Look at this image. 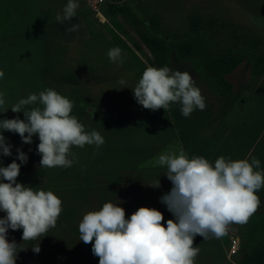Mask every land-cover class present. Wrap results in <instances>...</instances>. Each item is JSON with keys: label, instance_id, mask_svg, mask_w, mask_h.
<instances>
[{"label": "rangeland", "instance_id": "374dc122", "mask_svg": "<svg viewBox=\"0 0 264 264\" xmlns=\"http://www.w3.org/2000/svg\"><path fill=\"white\" fill-rule=\"evenodd\" d=\"M67 2L0 0V70L4 72L0 92L5 94L4 108H8L0 112V119L25 120L23 112L14 113L10 107L29 94L52 88L73 101L71 114L87 131L96 130L105 140L99 149L95 145L73 146L71 167L47 168L40 166L38 136L25 144L18 134L3 132L6 142L12 145V154L0 155V166L15 160L21 165L17 183L52 191L63 207L56 226L44 237L23 241L22 229L8 230L9 242L14 240L18 246L16 264H99L92 244L79 239L78 226L85 213L99 210L106 202L123 207L126 218L135 207L156 209L154 189L151 197H144L145 186L139 187L126 208L124 198L116 196L120 187L114 171L127 167L123 157L128 146L133 153L139 149V126L147 116L159 121L163 113L169 116L170 112L177 139L181 142L191 138L197 149L217 131L214 137L217 141L221 135L225 157L256 158L264 170V72L259 74L264 68V0H78L76 16L59 22L56 16ZM73 25H78L77 30L69 32L67 29ZM147 27L167 45L160 60L141 39ZM190 40L193 49L183 58L179 47ZM255 40L259 42L252 45ZM116 46L122 49V64L110 62L107 56ZM225 57L236 63L226 74L222 73L226 64L221 60ZM148 66L189 72L205 97L206 108L195 110L187 118L178 103L166 111L143 108L132 89ZM121 79L126 83L121 85ZM35 106L39 105L27 107ZM226 116L236 135L241 136L238 121L252 126L251 133L236 145L235 133L222 127ZM17 149L27 154L26 163L17 159ZM172 149L171 144L165 145L161 153L178 154L179 150ZM139 160L132 156L133 164ZM257 195L261 204L248 222L232 224L226 235L216 237L225 255L231 237L240 238L239 254L231 258L230 264H241L245 255L264 241V188ZM4 216L0 212V218ZM37 245L38 254L32 250Z\"/></svg>", "mask_w": 264, "mask_h": 264}, {"label": "clouds", "instance_id": "9594fccd", "mask_svg": "<svg viewBox=\"0 0 264 264\" xmlns=\"http://www.w3.org/2000/svg\"><path fill=\"white\" fill-rule=\"evenodd\" d=\"M78 8V0H68L56 20H71ZM77 28L73 25L67 30ZM107 56L112 63L124 62L118 46L109 49ZM3 76L0 70V78ZM119 83L126 82L121 79ZM132 90L138 104L153 111H166L178 103L187 118L195 110L206 108L205 97L190 73L167 66L146 67ZM4 96L0 92V108L6 103ZM31 105L39 106L27 107ZM73 106V101L52 88L19 99L10 108L14 113L23 112L26 119H0V155L12 154L4 131L18 134L25 144L38 136L41 167H71L73 146L95 145L99 149L105 143L104 137L96 130L87 131L71 114ZM17 152V159L26 163L27 154L20 149ZM157 164L166 166V177L172 183L170 192L160 201L174 219L167 220L165 227L162 212L149 207H139L126 218L125 209L112 202L85 213L78 226L79 239L92 244L99 264H195L199 254L194 246L196 236H224L230 225L247 223L260 207L257 193L264 188V170L260 169L259 159L220 156L213 164L202 156L189 157L181 149L178 154L161 153ZM20 167L15 160L0 166V212L5 213L0 218V264H16L18 246L14 240L9 242V229H22L23 241L44 237L63 211L62 200L52 191L17 183ZM152 187H160L159 180ZM32 250L38 254L39 245Z\"/></svg>", "mask_w": 264, "mask_h": 264}, {"label": "crops", "instance_id": "0c3cea01", "mask_svg": "<svg viewBox=\"0 0 264 264\" xmlns=\"http://www.w3.org/2000/svg\"><path fill=\"white\" fill-rule=\"evenodd\" d=\"M246 87L244 88V90L247 89ZM244 96L245 95L243 94L242 98ZM163 114L164 115L162 116V120L159 121H157V117L154 119L151 118V116L145 117L146 119L145 122H141L140 123L141 126H139V132H140L139 133L140 143L138 145L139 149L135 150L133 153L131 151L132 150L131 146H128L126 148L125 155L123 157L128 161V164L126 163L127 167L124 166L123 170H117L114 172L118 176L117 184L120 187L119 190H117L116 196H118L117 197L118 199L124 198L125 208H126V204L127 203L130 204L132 199L136 197L139 187L140 188L144 186L147 187V192L144 191V197H148V196L151 197L153 195V189H154V198L156 200L155 206L157 210L161 211L162 214L165 215L162 223L166 227L167 220L174 219V216L171 212L168 211L167 206L165 204L162 203L163 205H160L161 204L160 198L163 196L162 194L170 192L172 188L171 181L168 180L166 177L167 174L166 166H159L157 164L158 156L161 154L162 148L165 145L168 146L171 144V148H173L172 150L178 151L179 148L177 147H181V149H184V151L189 157L202 156L214 164V161L220 156L225 157V155L223 154L225 150V145L220 141L221 135L218 138L219 140L216 141V137L214 136H217L219 134V132L217 131L215 133L216 135L212 136L209 139V142H207L206 144L203 143L202 146L199 147L198 149L193 147V144L191 143V138L190 139L188 137H186V139L183 138V140L180 142L179 139H177L178 131L176 129L175 123L172 120L170 112H169V116L167 115L166 112ZM142 117L140 116V118ZM225 118L226 119L223 122L224 124L222 125V127L228 133L230 132L235 133L234 138L237 136L234 142L235 145L237 141H240L241 138L243 137L246 138L245 136H248L251 133L252 131L251 124L245 125L243 123L244 124L243 125L242 124L243 121H238L237 125L240 128L237 129L241 132V136L236 135V132L233 129L231 131L230 128L231 124L227 122V118H229V116H226ZM225 126L229 128L226 129L224 128ZM226 131H221L220 134H226ZM129 138L131 140L130 136ZM175 141L176 143H174ZM211 145L213 146V148H210ZM231 150L233 149L231 148ZM132 156L135 157L138 156V158L140 157V160L138 162H134L133 164ZM225 158L231 159L232 156L228 155ZM114 177H116L115 174ZM158 180L160 182V187L158 188L152 187L156 185ZM141 197H143V195H142V190L140 189V198ZM141 203L142 201H140V204ZM133 211L134 212L136 211V207ZM194 246L199 248V254L195 258V264H230V260L232 257H230L229 254L225 255V253L221 251L220 243L217 242L216 237L210 236L208 239H204L203 237L198 235L194 238Z\"/></svg>", "mask_w": 264, "mask_h": 264}, {"label": "trees", "instance_id": "16d2710c", "mask_svg": "<svg viewBox=\"0 0 264 264\" xmlns=\"http://www.w3.org/2000/svg\"><path fill=\"white\" fill-rule=\"evenodd\" d=\"M151 25L152 27H155L156 23L152 22ZM147 31L148 32H144L141 35L142 41L145 43L146 47L149 49L154 58H156L157 60H160V58H164L167 50L165 41L157 36L155 32L151 31V28L147 27ZM257 42L259 41L255 40L251 44L255 45ZM193 46L194 42L191 40L182 44L179 47V55L183 58L187 57L191 53ZM221 60L226 64V67L223 68L222 73H230L236 65L235 60L231 57H225ZM220 67L222 68V65H220ZM263 72L264 68L259 74ZM241 264H264V241L258 244L252 251L247 253L241 260Z\"/></svg>", "mask_w": 264, "mask_h": 264}, {"label": "built area", "instance_id": "2783aa9c", "mask_svg": "<svg viewBox=\"0 0 264 264\" xmlns=\"http://www.w3.org/2000/svg\"><path fill=\"white\" fill-rule=\"evenodd\" d=\"M240 251V238L238 236H234L230 240L229 245V256L234 257L239 254Z\"/></svg>", "mask_w": 264, "mask_h": 264}]
</instances>
